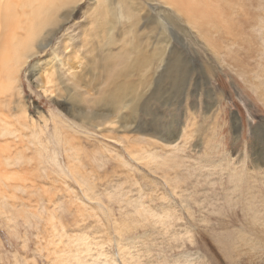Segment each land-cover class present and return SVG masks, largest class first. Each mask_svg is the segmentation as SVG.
<instances>
[{"label":"rangeland","instance_id":"374dc122","mask_svg":"<svg viewBox=\"0 0 264 264\" xmlns=\"http://www.w3.org/2000/svg\"><path fill=\"white\" fill-rule=\"evenodd\" d=\"M236 1L249 6L245 17L252 24L242 26L239 35H243L235 46L230 47L232 37L221 41V60L203 42L191 38L182 28L183 20L173 23L181 25L179 39L172 35L173 26L157 23L162 11H172L164 4L131 1L134 10L146 15L139 28L143 26L141 39L148 42L146 56L151 61L148 73L141 77L136 69L127 80L133 88L148 85L145 113L135 115V122L139 116V121L157 131L176 133L173 140L179 143L172 150L143 139L149 154L157 156L148 164L130 158L127 142L108 139L128 135L136 139V133L118 130L108 134L92 127L71 130L75 122L39 93L28 73L30 64L22 70L19 90L26 127L20 125L23 119L16 106L8 105L5 97L0 99V116L16 131L0 138V146H11L12 154L27 147L24 159L6 167L23 179L19 182L25 187L7 190L5 200L0 201V264H75L78 259H71L74 256L84 264H264V230L260 228L264 226V101L259 97L264 95V84L258 86L264 82V0ZM91 2L79 4L72 22L64 28V35L76 36L74 47L82 42V15L87 5L88 10L93 8ZM258 15L263 22L257 25L254 19ZM245 17L240 14L235 20ZM120 25L124 35L129 22ZM132 40L129 46L120 43L104 48V58L120 53L135 56L136 39ZM246 40L248 52L243 54L238 45ZM168 41L174 50L169 46L164 58L178 60L182 67L159 82L162 69L157 66L154 48ZM229 47L245 62L246 71L227 62L224 48ZM88 76L95 79L98 73ZM63 81L76 96H87ZM115 88L109 84L101 89L111 93ZM128 113L123 109L119 116ZM57 115L65 125L54 122ZM56 125L63 127L60 144L54 138L59 134H54ZM34 134L47 148L43 153L54 154L60 170L41 160L40 148V153L34 152ZM76 155L79 162L73 158ZM77 170L83 178L80 182L71 176ZM81 240L87 249L79 245Z\"/></svg>","mask_w":264,"mask_h":264},{"label":"bare ground","instance_id":"6f19581e","mask_svg":"<svg viewBox=\"0 0 264 264\" xmlns=\"http://www.w3.org/2000/svg\"><path fill=\"white\" fill-rule=\"evenodd\" d=\"M83 1L0 0V99L5 97V99H8V105L13 103L16 106L21 112L22 118H20L23 119L21 120L23 124L20 123V125L26 127V108L21 98L22 92L19 90V78L22 70L30 64L28 73L31 77H34L39 93L47 100L49 99V101L51 100L55 103L56 106L58 105L72 119L71 121L75 122L70 125L72 128L70 129L74 132L77 129L92 127L101 132H107L108 134H113L116 131L118 132V130H121V133H136L139 137L136 139L131 138L130 135L128 137L125 136V138L107 136L108 139L113 140L115 143L127 142L126 152L130 158L135 161L145 162L146 164H148L147 161L151 162V160H156L157 156L149 154L146 149V142L143 139L163 143L172 150L178 149V140H173L177 138L176 133H165L162 129H159L158 132L154 126L152 128V125H146L144 122L139 121V119H142L139 116L137 122H135V115H140L141 112L145 113V103L148 100V96H145L144 93H146L145 91L148 85L146 86L144 83L139 88H133L127 80L135 74L133 71H136V69L138 71L140 70L141 77L150 71L151 61L146 56L148 42L142 41L141 38L144 34L141 30H143V26L139 28L140 22L145 21L146 15L143 17L140 13L141 10L133 9L132 0H92L93 8L88 10L89 5H87L82 15L83 22L85 23L80 27L82 28L80 34L82 36V42H80V45L78 44V47H74L73 40L76 36L71 38L67 37L64 35L67 29L64 28L72 22L76 8ZM146 1L150 4H164L166 8L172 10L162 11L159 14L157 23H160V25L163 24L164 27L173 26L174 31H172V35H176V38L179 39L178 34L182 32L181 25H174L173 23L177 19L183 20L185 25L182 28L186 29L185 31L191 35L192 39L195 38L194 40L203 42L204 46L212 54H216L220 58L219 60H221L223 49L220 47L221 41H226L232 37L230 47L235 46L234 44L239 42L243 35V32L239 35L244 30L242 26L252 24V21L245 17L249 13V6L246 7L245 2V4H238L236 0ZM247 4L250 5L249 3ZM257 7L260 8V5ZM240 14L246 18L243 19L244 21L241 19L235 20V17L240 16ZM262 19L260 15L255 17V24H261L263 22ZM121 21L129 22L126 28L127 32L124 35L119 31ZM165 31L170 32L167 29ZM132 39H136L134 46L135 56L120 53L118 55L111 54V56L104 58V48L120 43L129 46L131 43H134ZM262 39V42H264L263 36ZM55 40L58 42L53 44ZM248 44L249 41L246 40L244 43L240 42L238 45L243 47V54L248 52V50L245 51ZM90 45L92 49L89 48ZM54 46L55 48H53ZM169 46H172L174 50V45L169 41L165 42V45L154 48L157 57V66L162 69L159 74V78H161L159 82L171 78L174 70L178 69L181 65L178 60L172 61L169 58H164ZM230 47L224 48L227 50L224 53L228 58V60L226 58L227 62L239 71H246L245 62L237 58V52H232ZM34 59L36 60L31 64L30 62ZM96 72L98 73V78L91 79L88 76H93ZM185 74L183 73L184 76ZM63 79H66L74 87L82 89L87 96H78V94L76 96L75 91L68 87ZM109 84L116 85V88L111 93L102 91L101 88ZM263 84L264 82L261 81V84L258 86ZM87 97H91L92 101L89 103L86 102ZM259 97L264 101V95L262 93ZM84 107L89 108V112H86ZM123 109H128L129 111L127 116L124 115L125 117L119 116V112ZM40 118L42 119L41 115ZM55 118L56 121L54 122L65 125L63 120L60 119V115ZM43 122L45 124L46 120H43ZM32 123L35 122L31 121ZM133 124L134 127H132ZM61 127L59 128L56 125L54 134L61 133ZM11 128L8 122L0 116V138L13 136L16 131ZM60 133L56 135L57 137H54L59 144ZM33 139L37 142L36 144L32 142L34 145H31L32 147L35 146L34 152H42V154H39L41 160H44L48 167H56L57 170H60L58 169L60 167H58L59 164L56 158L53 157L54 154H50L49 156L43 153L47 148L42 146L41 139L38 138V135L34 134ZM63 140L65 144L70 143L69 141L67 143L66 139ZM135 146L139 148L136 149ZM10 147L9 145L0 146L1 202L5 200L7 190H16L21 189L22 186L25 187V185H20L23 179L15 173L7 172L6 167H13L18 161L24 159L23 150H26L27 147L24 145L22 151L17 150L18 152L15 151L14 154H12ZM71 147L67 148V151H70ZM38 148H40V152ZM170 157L172 158V156ZM73 158L78 162L80 161L78 160V155ZM68 162L73 164V161ZM71 166L73 167V165ZM61 171L56 172L59 173ZM73 172L74 174L71 176L77 182H80L83 178L80 177L81 173H79V170L76 173L75 171ZM242 191L240 192L242 193ZM231 202L233 203V201ZM262 227L264 230V226L260 228L262 229ZM260 234L259 236H261ZM241 241H243L242 244H245L243 238H241ZM82 242L84 241L81 240V242H78L80 246H83L84 243ZM251 244L253 245L250 247L254 249L255 243L252 242ZM84 247L87 249L88 245L84 244ZM76 258L78 260L75 264H84L79 260L78 256H74L71 259L76 261ZM66 262V264H74L72 263L73 261ZM59 263L61 264V262ZM103 264H109V262L105 261Z\"/></svg>","mask_w":264,"mask_h":264}]
</instances>
